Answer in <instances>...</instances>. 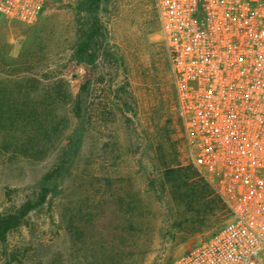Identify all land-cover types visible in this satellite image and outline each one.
<instances>
[{"label": "rangeland", "instance_id": "374dc122", "mask_svg": "<svg viewBox=\"0 0 264 264\" xmlns=\"http://www.w3.org/2000/svg\"><path fill=\"white\" fill-rule=\"evenodd\" d=\"M92 21L97 58L75 118L85 67L71 59ZM2 83L22 116L0 122V213L62 170L46 203L0 244V264H173L230 218L198 193L213 188L182 138L153 0H46L30 24L0 17ZM165 169L197 194L162 189L173 180Z\"/></svg>", "mask_w": 264, "mask_h": 264}, {"label": "built area", "instance_id": "2783aa9c", "mask_svg": "<svg viewBox=\"0 0 264 264\" xmlns=\"http://www.w3.org/2000/svg\"><path fill=\"white\" fill-rule=\"evenodd\" d=\"M46 0H0L32 23ZM188 156L230 212L173 264H264V0H153Z\"/></svg>", "mask_w": 264, "mask_h": 264}, {"label": "trees", "instance_id": "16d2710c", "mask_svg": "<svg viewBox=\"0 0 264 264\" xmlns=\"http://www.w3.org/2000/svg\"><path fill=\"white\" fill-rule=\"evenodd\" d=\"M99 31L100 27L97 25V22L92 21L87 23L85 30L79 35V40L71 59L77 64L83 65L85 67L83 81L79 87V92L75 95L73 101V115L75 118L80 117L83 97L88 91V87L93 77L92 66L97 58L94 47L96 46L97 39L100 36ZM21 80L23 79L21 78ZM10 96L11 94L7 92L4 84L2 83L0 88V122L4 121L6 124L7 121L9 127L12 126L14 122L20 118V116H22V112L19 111V108L10 103ZM17 96L21 97L22 93L19 92ZM61 170L62 167L57 166L42 177L40 183L38 184V190L33 199H26L13 211L0 213V244L5 243L6 238L11 231L23 225L25 218L31 212L37 210L46 203L47 198L52 191L51 186H53V183L59 178ZM163 175L165 178H167L168 175H171L173 176V180L172 183L169 182L170 185H166L162 182L160 184L162 189H164L166 186H169L173 193H182L183 197L197 194L196 184L184 181V178L178 174L177 171L165 169ZM202 189L203 190L199 191L198 193L205 195L203 198L205 201L212 203L216 202L222 207L225 206L215 191L209 190L205 185L202 186Z\"/></svg>", "mask_w": 264, "mask_h": 264}]
</instances>
